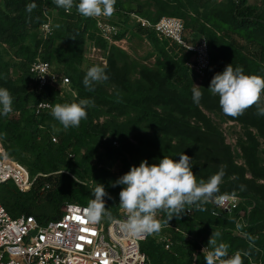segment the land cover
Segmentation results:
<instances>
[{
  "label": "trees",
  "instance_id": "obj_1",
  "mask_svg": "<svg viewBox=\"0 0 264 264\" xmlns=\"http://www.w3.org/2000/svg\"><path fill=\"white\" fill-rule=\"evenodd\" d=\"M33 2L37 7L28 13L26 5ZM78 3L74 1L69 14L53 0H0V88L8 89L13 97V111L0 115V139L6 153L23 162L32 174L52 172L39 177L37 186L27 192L18 190L12 181L0 183V202L12 216L24 213L44 222L59 217L67 201L88 205L94 198L92 190L102 184L112 197L104 198L105 206L117 216L124 186L112 187L113 182L143 160L150 165L164 156L178 161L184 153L192 158L197 180L207 181L224 166L217 195L235 193L240 201L229 211L213 202L204 205L206 211L192 206L190 214L174 216L169 225L163 224L167 215L161 211L159 233L172 238V247L165 249L153 234L142 241L141 249L152 264H205L203 252L193 253L200 242L213 250L208 241L218 231L221 235L215 239L217 244L229 245L228 257L241 251L243 264H264V115L252 106L239 117L226 116L218 95L207 89L213 76L229 64L243 67L246 75L264 77V6L247 0H116L115 12L124 16L134 11L151 21L161 15L182 18L191 41L205 36L210 63L203 75L194 74L185 64L188 50L134 23L153 46L154 65L134 64L125 50L112 45L106 64L101 65L106 66L109 79L89 91L83 84L87 70L81 64L84 43L87 37H95L96 25L94 18L77 12ZM55 12L52 34L39 36L38 25ZM114 21L120 26L117 35L124 34L128 26ZM95 39L106 45L101 37ZM39 47L55 72L69 76L75 96L60 95L50 87L35 90L29 63ZM7 53L15 57L14 65L20 70L15 77L4 59ZM194 84L203 92L199 104L192 99ZM40 99L53 106L90 99L94 106L87 109V119L79 127L65 130L51 110L35 113L33 104ZM207 110L240 123L241 162ZM101 112L107 114L104 120L97 119ZM45 179L51 182L50 188L39 190Z\"/></svg>",
  "mask_w": 264,
  "mask_h": 264
},
{
  "label": "built area",
  "instance_id": "obj_2",
  "mask_svg": "<svg viewBox=\"0 0 264 264\" xmlns=\"http://www.w3.org/2000/svg\"><path fill=\"white\" fill-rule=\"evenodd\" d=\"M260 5L264 6V0ZM129 14L136 25L151 30L159 38H167L188 50L190 56L185 61L188 69L199 76L205 73L210 63L207 40L203 35L196 41L187 40L184 36L185 26L182 18L175 15H161L151 21L134 11H130ZM46 16L47 19L37 28L39 36L42 37L52 34L54 28L50 15ZM94 19L95 37H101L106 45L97 43L95 37H87L83 56L85 60L93 62L91 64L105 65L109 48L115 45L124 49L123 43L128 35L127 32L117 35L120 26L111 17L101 16ZM142 36L147 39L146 32L142 33ZM40 51L39 47L37 55L29 63L35 90L39 92L50 87L56 89L60 95L68 91L74 92L69 86V76L55 72L53 63L42 57ZM52 106L49 100L40 99L33 104V109L39 114L43 110H51ZM51 173L32 174L23 162L6 153L0 139V183L12 181L18 190L27 192L37 186L39 177L45 178ZM50 185L51 182L45 179L39 190L48 189ZM231 194H227L230 198L224 203L212 202L229 211L240 201L237 194L235 198H231ZM86 208V204L67 201L61 206L59 217L38 222L29 214L12 216L0 202V264H152L149 256L141 249L142 241L149 235L140 238L122 231L119 222L126 219V214L120 207L119 215L113 216V220L105 218L99 223H91L87 219L84 212ZM191 211L190 209L185 212L190 214ZM159 214L160 212L157 216ZM175 229L180 230L178 227ZM157 235L165 249L172 247L173 240L170 236L161 233ZM197 251L203 252L206 256L211 249L207 244L200 242L193 253L194 256Z\"/></svg>",
  "mask_w": 264,
  "mask_h": 264
},
{
  "label": "clouds",
  "instance_id": "obj_3",
  "mask_svg": "<svg viewBox=\"0 0 264 264\" xmlns=\"http://www.w3.org/2000/svg\"><path fill=\"white\" fill-rule=\"evenodd\" d=\"M65 12L71 13L74 0H53ZM116 0H79L75 5L77 12L86 18L111 17L115 12ZM37 5L29 3L26 11L32 13ZM59 27V25H57ZM109 79L106 66L94 65L90 67L83 79L84 86L93 91L96 84ZM212 95H218L219 105L226 116L233 118L242 115L248 108L257 107V114L264 115L261 106L264 96V77L246 75L241 66L233 67L229 64L221 73H216L207 88ZM203 97L201 86L192 88L193 102L199 104ZM13 97L6 88H0V115L7 116L13 111ZM94 106L90 99H80L72 103H56L51 107L52 117L63 126L65 130L70 127H79L82 120L88 116L87 109ZM192 158L182 153L179 160L164 156L158 164H149L147 160L141 161L139 166H131L130 170L112 183V187L123 185L119 192V207L126 214V219L119 222L122 231L134 237H146L157 234L162 230L163 224H168L175 216L177 219L195 206L199 211H206L204 205L209 202L224 203L229 200L227 194L220 193V185L225 175V168L211 176L207 181L197 180L192 171ZM244 186H241L243 190ZM94 198L88 201L84 209L87 219L91 223H99L107 218L113 220L109 208L105 206V197H112L105 190L104 185L97 184L92 190ZM235 198V193L231 194ZM187 206V207H186ZM163 211L167 220L162 224L157 214ZM240 225L238 224L237 227ZM220 232L212 233L208 244L213 250L205 256V264H243L241 251L228 257L229 245L217 244L216 237ZM205 251V249L203 250ZM248 255L247 252L243 253ZM227 257V258H226Z\"/></svg>",
  "mask_w": 264,
  "mask_h": 264
},
{
  "label": "rangeland",
  "instance_id": "obj_4",
  "mask_svg": "<svg viewBox=\"0 0 264 264\" xmlns=\"http://www.w3.org/2000/svg\"><path fill=\"white\" fill-rule=\"evenodd\" d=\"M215 1H220V0H215ZM247 1L249 3H256V4H262L263 2V0H247ZM55 15H56V12L50 17L52 18ZM111 18L113 20L123 22L121 25L122 27L128 26L126 28L128 37L126 41L123 43L124 44L123 50H125L130 55V58L135 62L134 64L143 63L149 66H153L155 62V57H156V53L153 51V46L151 45V42L148 40V38L145 39L142 36V33H140L141 31L134 26L135 24H134V21L131 15L129 14V17H128L118 12H114ZM186 34H191V31L188 28L184 31V36L187 40H191L192 37H189ZM171 43L172 45L176 46V44H174L173 42ZM3 56H4V59H6L9 62V64H11L10 73L12 74L13 77H15L20 72L18 67L14 65V62H16L15 57L11 56V54H8V53L4 54ZM89 62L90 61L88 60L83 61L81 64V67H83L85 70H88L90 67L95 65V64H91L93 62H90V63ZM132 75L133 76L136 75V70L133 71ZM65 94H69V96L71 97L75 96V92L73 91H68L67 93L65 92L63 95ZM263 98L264 96H262V104L264 105ZM206 112L212 117V119L218 124V126L223 131L226 141L232 147L235 159L238 162H241L242 158L240 156L239 147L237 146V139L242 133V127L240 123L233 121V120L223 118L220 114H218L215 111L207 110ZM106 117H107V114H105L104 112H101L97 119L104 120ZM263 162H264V157H263ZM109 167L116 171L119 170V166L117 165H110ZM254 203L255 201L251 200V205H254ZM188 238L190 237L188 236Z\"/></svg>",
  "mask_w": 264,
  "mask_h": 264
}]
</instances>
